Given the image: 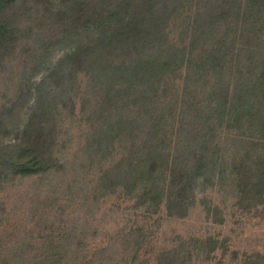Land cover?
<instances>
[{
    "label": "rangeland",
    "instance_id": "rangeland-1",
    "mask_svg": "<svg viewBox=\"0 0 264 264\" xmlns=\"http://www.w3.org/2000/svg\"><path fill=\"white\" fill-rule=\"evenodd\" d=\"M125 4L134 25L99 33ZM6 15L0 264H264V201L242 187L264 177V0ZM34 158L47 169L19 173Z\"/></svg>",
    "mask_w": 264,
    "mask_h": 264
},
{
    "label": "trees",
    "instance_id": "trees-1",
    "mask_svg": "<svg viewBox=\"0 0 264 264\" xmlns=\"http://www.w3.org/2000/svg\"><path fill=\"white\" fill-rule=\"evenodd\" d=\"M21 1L22 0H0V41L4 42V41L16 40V35H17L16 30L14 29V26L11 27L12 22L7 21L6 12L10 7L15 6L17 3ZM125 5L127 6V9L126 10L124 9L123 13H121L120 11H115V12L112 11L108 13V16L104 18H99L95 22L96 29L99 30V33H101L103 30L108 31L109 35L107 36V38L108 37L111 38V37L116 36L117 32H120V34L121 32L126 33L127 32L126 30H128L134 25L133 24L134 15H132L134 13L131 11L134 8H131L132 6L130 4H125ZM75 36H77L78 38H81L82 35L79 34V32H77ZM262 71L264 72V67L262 68ZM252 88L257 94L258 86L255 84ZM256 94H253V96L256 97ZM243 96L244 94H241L240 96L238 95L237 99H241ZM219 106L221 105L219 104ZM232 119L233 121H231L230 123L232 122L237 123L236 118L230 117L229 120H232ZM16 167L19 169V173H22L23 175L39 173L47 169L46 167L42 166V164L38 161L37 158H34L32 163H28V164L21 163ZM242 187H243V192L245 196L247 197L250 196L252 200L261 199L264 201V177L263 176L260 177L258 181H255L254 183H251V184L245 181L244 184H242Z\"/></svg>",
    "mask_w": 264,
    "mask_h": 264
}]
</instances>
